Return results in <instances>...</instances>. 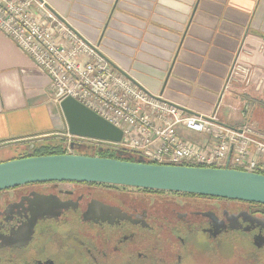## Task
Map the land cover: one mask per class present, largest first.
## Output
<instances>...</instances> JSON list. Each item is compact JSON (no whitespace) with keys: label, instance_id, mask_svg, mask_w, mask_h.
Here are the masks:
<instances>
[{"label":"crops","instance_id":"crops-1","mask_svg":"<svg viewBox=\"0 0 264 264\" xmlns=\"http://www.w3.org/2000/svg\"><path fill=\"white\" fill-rule=\"evenodd\" d=\"M37 1L43 16L62 19L151 95L229 127L252 123L264 135V0ZM235 63L253 70L250 82L229 80ZM222 100L232 108L228 115L217 112ZM66 129L48 77L0 32V147L63 144Z\"/></svg>","mask_w":264,"mask_h":264},{"label":"flooded vegetation","instance_id":"flooded-vegetation-1","mask_svg":"<svg viewBox=\"0 0 264 264\" xmlns=\"http://www.w3.org/2000/svg\"><path fill=\"white\" fill-rule=\"evenodd\" d=\"M0 264H264V206L101 183L26 184L0 191Z\"/></svg>","mask_w":264,"mask_h":264},{"label":"built area","instance_id":"built-area-1","mask_svg":"<svg viewBox=\"0 0 264 264\" xmlns=\"http://www.w3.org/2000/svg\"><path fill=\"white\" fill-rule=\"evenodd\" d=\"M37 0H0V32L11 39L50 81L55 102L72 98L122 131L118 143L71 135L72 146L135 155L155 165L264 170V135L250 123L229 127L216 115L202 117L148 93L99 55ZM253 70L235 63L229 80L250 82ZM203 135L185 138L180 129ZM260 165L262 167L260 168Z\"/></svg>","mask_w":264,"mask_h":264},{"label":"water","instance_id":"water-1","mask_svg":"<svg viewBox=\"0 0 264 264\" xmlns=\"http://www.w3.org/2000/svg\"><path fill=\"white\" fill-rule=\"evenodd\" d=\"M60 108L67 131L71 135L114 143L121 141L120 129L76 100L66 98L60 103ZM180 109L194 115L188 110ZM245 111L246 108L244 114ZM71 148L74 152L77 147ZM136 159L134 162L123 161L76 153L13 159L0 163V191L31 183L85 182L197 194L264 206L263 174L229 167L155 165L146 163L141 158Z\"/></svg>","mask_w":264,"mask_h":264},{"label":"trees","instance_id":"trees-1","mask_svg":"<svg viewBox=\"0 0 264 264\" xmlns=\"http://www.w3.org/2000/svg\"><path fill=\"white\" fill-rule=\"evenodd\" d=\"M75 153L81 154V155H87V156H100L103 158H114V159H119L123 161H133L134 162L137 160L135 155H132V154L114 152V151H106V150H102V151H98L97 153H94L86 149L84 150L80 147L76 148ZM61 154H67V150L61 141H56V140L43 141L38 144H34V148L31 150V152L20 153L19 155L12 158L11 160L26 158V157H31V156H46V155H61ZM261 167L262 165H260V168ZM257 173L264 175V170L258 169Z\"/></svg>","mask_w":264,"mask_h":264},{"label":"rangeland","instance_id":"rangeland-1","mask_svg":"<svg viewBox=\"0 0 264 264\" xmlns=\"http://www.w3.org/2000/svg\"><path fill=\"white\" fill-rule=\"evenodd\" d=\"M225 95H229L230 96V94L228 92H226ZM230 98H232V97H230ZM217 112H218L219 115H221V114L228 115L229 112H232V108H230L228 106H225V102H224V100H222V105L221 104L219 105V107L217 109ZM236 115H237L238 118L242 117L243 116V112L236 113ZM235 126L239 127L240 125H238V126L235 125ZM256 127H257V129H260V127H258L257 125H256ZM8 143H10V142H8ZM22 152L23 151L21 150L20 145L17 146V147H10L8 145H2V147H0V163L9 161V160H11L12 158L16 157L17 155H19ZM74 153H75V151H74Z\"/></svg>","mask_w":264,"mask_h":264}]
</instances>
